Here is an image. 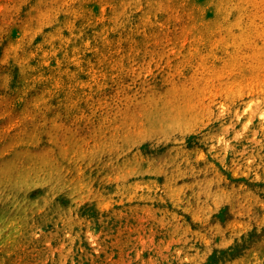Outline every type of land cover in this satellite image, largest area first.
Returning a JSON list of instances; mask_svg holds the SVG:
<instances>
[{"label":"rangeland","instance_id":"rangeland-1","mask_svg":"<svg viewBox=\"0 0 264 264\" xmlns=\"http://www.w3.org/2000/svg\"><path fill=\"white\" fill-rule=\"evenodd\" d=\"M0 264H264V0H0Z\"/></svg>","mask_w":264,"mask_h":264}]
</instances>
